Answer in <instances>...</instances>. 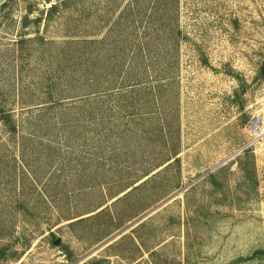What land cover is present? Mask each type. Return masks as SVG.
<instances>
[{"label":"rangeland","instance_id":"374dc122","mask_svg":"<svg viewBox=\"0 0 264 264\" xmlns=\"http://www.w3.org/2000/svg\"><path fill=\"white\" fill-rule=\"evenodd\" d=\"M262 251L264 0H0V264Z\"/></svg>","mask_w":264,"mask_h":264},{"label":"water","instance_id":"95a60500","mask_svg":"<svg viewBox=\"0 0 264 264\" xmlns=\"http://www.w3.org/2000/svg\"><path fill=\"white\" fill-rule=\"evenodd\" d=\"M59 243H60V240H57V241L55 242L56 245L59 244ZM104 264H112L111 259H107V260L104 262Z\"/></svg>","mask_w":264,"mask_h":264},{"label":"trees","instance_id":"16d2710c","mask_svg":"<svg viewBox=\"0 0 264 264\" xmlns=\"http://www.w3.org/2000/svg\"><path fill=\"white\" fill-rule=\"evenodd\" d=\"M261 253L263 254L264 252L262 251V252H259V253H255L254 256H256V254H261Z\"/></svg>","mask_w":264,"mask_h":264}]
</instances>
